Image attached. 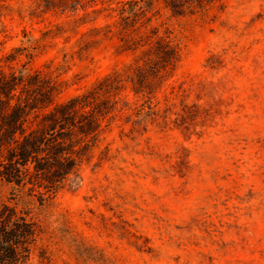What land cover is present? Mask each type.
Instances as JSON below:
<instances>
[{
  "label": "rangeland",
  "instance_id": "374dc122",
  "mask_svg": "<svg viewBox=\"0 0 264 264\" xmlns=\"http://www.w3.org/2000/svg\"><path fill=\"white\" fill-rule=\"evenodd\" d=\"M118 1L80 23L79 6L0 0V67L57 69L55 103L158 39L179 54L152 99L156 116L116 117L75 186L42 207L19 201L42 221L48 256L27 264H264V0H206L181 14L153 0L133 29L115 23ZM12 191L0 181V200Z\"/></svg>",
  "mask_w": 264,
  "mask_h": 264
},
{
  "label": "trees",
  "instance_id": "16d2710c",
  "mask_svg": "<svg viewBox=\"0 0 264 264\" xmlns=\"http://www.w3.org/2000/svg\"><path fill=\"white\" fill-rule=\"evenodd\" d=\"M73 1L69 9L65 0H60L59 6L53 0H42L44 8L75 12L81 7L84 13L76 19L80 23L102 10H114L111 0ZM205 1L163 0L177 14L203 8ZM98 3L102 8H94ZM118 3L119 20L115 23L133 29L148 20L153 0ZM89 7L93 8L88 11ZM178 58L175 45L158 39L134 64L60 103L54 102L60 90L57 69L0 67V181L13 188L9 200H0V264H27L36 251L40 258L47 259L46 249L40 244L42 221L31 215V209H19V201H36L42 207L61 190L75 186L82 166L116 117H128V111L133 110L137 118L133 122L141 124L147 116H156L152 99ZM5 59L12 60L13 56L8 54ZM128 90L133 100L124 93Z\"/></svg>",
  "mask_w": 264,
  "mask_h": 264
}]
</instances>
